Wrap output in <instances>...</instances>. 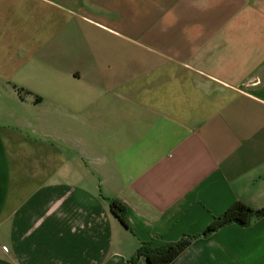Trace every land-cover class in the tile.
Wrapping results in <instances>:
<instances>
[{
	"label": "crops",
	"instance_id": "1",
	"mask_svg": "<svg viewBox=\"0 0 264 264\" xmlns=\"http://www.w3.org/2000/svg\"><path fill=\"white\" fill-rule=\"evenodd\" d=\"M236 202L264 209V0H0V264H127ZM171 264H264V215Z\"/></svg>",
	"mask_w": 264,
	"mask_h": 264
},
{
	"label": "trees",
	"instance_id": "2",
	"mask_svg": "<svg viewBox=\"0 0 264 264\" xmlns=\"http://www.w3.org/2000/svg\"><path fill=\"white\" fill-rule=\"evenodd\" d=\"M21 92H23L21 90ZM37 97L36 101L40 102ZM110 208L112 213L119 219L124 227L131 229L128 217L127 208L120 200L110 199ZM264 215V209L255 210L243 202L234 203L222 215L216 217L212 224L201 235L189 236L183 238L181 241L169 244L164 247H153L150 243H142L136 255L127 263L134 264L140 258H145L149 264H171L192 241L200 236H210L220 228L230 225L239 224L246 226L255 219Z\"/></svg>",
	"mask_w": 264,
	"mask_h": 264
}]
</instances>
